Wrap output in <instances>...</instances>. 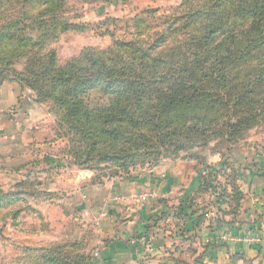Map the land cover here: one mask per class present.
Returning <instances> with one entry per match:
<instances>
[{"label":"rangeland","instance_id":"obj_1","mask_svg":"<svg viewBox=\"0 0 264 264\" xmlns=\"http://www.w3.org/2000/svg\"><path fill=\"white\" fill-rule=\"evenodd\" d=\"M251 1L51 0L45 5L38 0H0V28L16 21L18 23L14 31L22 38H28L26 46L16 45L14 40L0 41V84L4 81L18 83L26 95L32 96L47 109L54 118L53 140L65 152L72 150L74 153H83L82 159L86 158V162L79 167L94 172L92 182L98 183L99 180L115 177L112 175L118 171L116 166L121 163L120 160L132 165L130 170L152 167L160 159L158 153L163 155L160 163L194 160L197 164L204 163L212 155L224 158L229 149L235 150L236 146L242 145H254L264 153V103L261 102L259 106L257 104V98L264 96V48H260V52L257 48L251 50L237 68L240 71L235 74L237 81L234 84L240 86V92L244 94L239 101L243 103V106L238 107L240 113L233 111L231 107L238 101L236 94L226 88L224 93H216L214 89L215 94L221 97L223 94L221 99L227 104V108L220 104L215 107L214 112H210L216 115L217 124L213 127L201 130L202 132L188 128L190 116H183V107L179 105L172 110L173 114L179 116L173 126L168 127L163 123L162 127H158L146 123L131 127L132 135L138 139L137 144L132 142L130 146L116 145L123 146V150L117 149L102 153L103 155L96 153L94 149L88 150V143L83 144L74 134L75 120L66 114L69 103L65 101V105L61 104L65 99L58 97L61 92L69 93V87L56 85L52 73L58 67H65L71 59H78L83 52L90 51L96 55L105 53L115 46V41H129L140 37L145 46L151 45L170 26V22L176 19L174 17L189 7H199V11L211 7L214 19L221 15L220 17H225V21H240L243 23L240 30L245 31L250 27L249 20L236 14V8L249 6ZM200 16L201 13H197L196 22L201 20ZM207 20L208 17L201 22L208 24V28H200L195 24V37L215 28L212 24L214 20L209 23ZM224 29L229 28L225 26ZM240 34L245 35L244 37L257 35L254 31L248 34L239 32L231 52H238L245 46ZM227 36L226 39L229 38ZM173 38V43L182 39L179 34L173 35ZM156 47L157 44L153 46ZM151 56L155 57V53ZM52 61L54 69L51 68ZM83 64L85 62L80 65ZM259 64L263 66L261 76L257 72ZM26 78L37 81L38 86L31 88L26 85ZM52 78L56 85L53 86L54 89ZM73 82L72 79L69 86ZM38 92L42 94V98ZM80 97L90 106L105 105L108 102V96H104L99 89H91ZM153 112L151 109L150 113ZM195 113L202 114L198 109ZM165 118L166 114L163 115V120ZM230 120H237L238 127H226ZM116 124L119 122L116 121ZM167 131L174 135L166 136ZM144 137L150 139L149 145L153 144L157 151L145 149L144 146L148 147V143ZM171 140L176 141L175 146L184 145L183 149L174 151V147L169 145ZM70 155L74 157L72 153ZM111 155L109 161H104ZM233 173L232 169L229 173L219 170L220 177L228 175L232 183L235 182ZM60 190L57 189L53 195L37 181L27 179L22 184L12 186L0 179V198L3 197L0 200V264H86L94 249V231L86 222L82 223L77 215L67 213V198Z\"/></svg>","mask_w":264,"mask_h":264},{"label":"crops","instance_id":"obj_2","mask_svg":"<svg viewBox=\"0 0 264 264\" xmlns=\"http://www.w3.org/2000/svg\"><path fill=\"white\" fill-rule=\"evenodd\" d=\"M22 90L0 84V179L12 186L37 181L52 194L61 189L67 213L94 231L86 264H264L263 242L236 240L264 232V153L254 145L202 164L164 161L96 183L94 172L53 140V116ZM231 169L233 183L219 174ZM143 192L152 197L141 202Z\"/></svg>","mask_w":264,"mask_h":264},{"label":"trees","instance_id":"obj_3","mask_svg":"<svg viewBox=\"0 0 264 264\" xmlns=\"http://www.w3.org/2000/svg\"><path fill=\"white\" fill-rule=\"evenodd\" d=\"M38 1H42L45 5L51 2V0ZM211 9V7L203 11H199V7H189L186 11L184 9L180 15L174 17L176 19L170 22V26L164 29L151 45L145 46L144 40L140 37L129 41H115V46L107 49L105 53L96 55L90 51L83 52L78 59H71L65 67L52 70L55 84L69 87V93L61 92L58 97L65 99L61 104L65 101L69 103L66 106V114L70 119L75 120L73 132L75 129L74 134L83 144L88 143L90 147L88 150L94 149L96 153L102 154L123 147L116 145H129L132 142L136 145L138 139L132 135L131 127L146 123L158 127H162L164 123L171 127L179 119L178 114H173L172 110L179 105L183 107V116H190L188 128L207 130L217 124L216 115L210 112H214L215 107L220 104L227 108V104L221 99L223 94L222 97L215 94L218 91L224 93L225 88L238 96V101L231 107L233 111L240 113L238 107L243 106V103L239 101L244 94L240 92L241 87L234 84L237 81L235 74L240 71L237 69L240 62L244 61L251 50L257 48L260 52V48H264V1L252 0L249 6L236 8V14L242 19L249 20L250 27L245 31L240 30L243 26L240 21L230 22L228 19L225 21V17H220L221 15L214 19ZM197 13H201L199 22H196L195 18ZM207 17L208 23L214 20L212 24L215 28L206 29L207 31L202 35L195 37L193 33L195 24L200 28H208V24L201 22ZM17 23L9 22L0 28V41L14 40L16 45H27L28 38H22L14 31ZM225 26L229 29L225 30ZM238 31L246 34L254 31L257 35L244 37L245 35L240 34L246 44L238 52H231L230 49L236 44ZM177 34L182 39L173 43V35ZM226 35L228 39L225 38ZM156 44L157 47L153 48ZM162 44L164 45L161 46ZM155 49L158 52H153ZM154 53L155 57H152L151 54ZM83 62L85 64L81 66ZM51 65L54 69L53 61ZM261 67L263 66L257 65L259 76L262 75ZM72 79L74 84L69 86L68 83ZM25 82L31 88L38 86L35 80L26 78ZM56 85L52 78V88L54 89L53 86ZM91 89H99L104 96H108V102L97 106L87 104L80 95ZM38 93L42 98V94ZM261 102L264 103V96L257 98L258 106ZM151 109L153 113H150ZM197 109L202 114H196ZM262 109L264 110V105ZM164 114H166L165 120H163ZM116 121L119 124H116ZM237 123H239L237 120L235 122L230 120L226 127L235 129L238 127ZM165 134L170 137L174 135L173 132L168 131ZM144 138L148 143V147L144 146L145 149L157 151L153 144L149 145L150 139ZM175 142L171 140L169 145L174 147L176 152L182 150L184 145L175 146ZM71 153L74 155L73 158ZM79 153V151L75 153L72 150L67 151L74 164L84 166L86 158L82 159L83 153ZM159 156L160 159L157 158L153 166L158 165L163 158L160 153ZM110 158L112 155L104 161H109ZM123 161L120 160L121 163L116 166L119 172H115L112 176L130 172L132 165ZM210 176L209 172L202 176L201 181L204 186L207 185ZM2 199L1 196L0 200Z\"/></svg>","mask_w":264,"mask_h":264},{"label":"built area","instance_id":"obj_4","mask_svg":"<svg viewBox=\"0 0 264 264\" xmlns=\"http://www.w3.org/2000/svg\"><path fill=\"white\" fill-rule=\"evenodd\" d=\"M151 197H152V194L150 192H143L142 194H140L138 196V199L141 202H143V201H147ZM221 239L222 240H228L229 237L227 235H222ZM236 240H238V241L242 240V241H245L246 243H250V244H259V243H262V242L264 243V232H263L262 235H259L257 233L244 235V236L236 238Z\"/></svg>","mask_w":264,"mask_h":264}]
</instances>
